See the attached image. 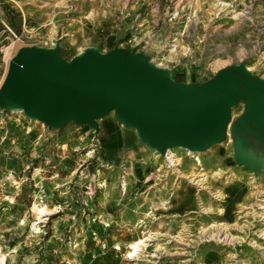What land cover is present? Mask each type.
<instances>
[{
	"label": "rangeland",
	"instance_id": "1",
	"mask_svg": "<svg viewBox=\"0 0 264 264\" xmlns=\"http://www.w3.org/2000/svg\"><path fill=\"white\" fill-rule=\"evenodd\" d=\"M56 42L67 60L88 47L144 53L188 85L240 62L264 78V0H0V84L21 47ZM242 110V102L233 105L231 117ZM97 123L98 131L73 122L54 128L0 106L5 264H264L263 220L254 215L262 211L255 201L264 170L235 162L229 129L197 155L203 189L168 174L165 151L142 142L113 111ZM169 150L187 173L193 158ZM218 189L223 199L212 194ZM34 202L50 213L38 219ZM223 223L240 227L227 230L235 240L209 237ZM146 236L130 259L128 243Z\"/></svg>",
	"mask_w": 264,
	"mask_h": 264
},
{
	"label": "water",
	"instance_id": "2",
	"mask_svg": "<svg viewBox=\"0 0 264 264\" xmlns=\"http://www.w3.org/2000/svg\"><path fill=\"white\" fill-rule=\"evenodd\" d=\"M240 102L243 110L232 118L231 107ZM0 106L54 128L73 122L95 131L97 120L113 111L118 123L159 152H203L224 141L229 127L235 162L264 170V155L251 150L264 148V78L244 62L188 85L144 53L88 47L67 60L59 42L21 47L0 85Z\"/></svg>",
	"mask_w": 264,
	"mask_h": 264
},
{
	"label": "bare ground",
	"instance_id": "3",
	"mask_svg": "<svg viewBox=\"0 0 264 264\" xmlns=\"http://www.w3.org/2000/svg\"><path fill=\"white\" fill-rule=\"evenodd\" d=\"M216 1L218 2L219 0H216ZM222 2H224V1H222ZM215 5L217 6V3H215ZM6 49L9 50L10 49V46L7 47ZM166 58H168V57H166ZM156 65L161 66V63L160 64L157 63ZM245 68L248 71L251 70V68L249 66H247ZM16 111H21V110H16ZM228 129H229V127H228ZM228 129H227V134H228ZM177 148H181V147H177ZM183 149H184V151H186V156H188L189 158H193L192 159V163L187 165L188 166V169H187L188 172L187 173H184L181 170V167H182V157L181 156H178L176 153H174L173 151L169 150V148H167L165 150V155H166L165 164H166V166H168V169H169L168 170L169 171L168 174H175L178 179H184L188 183L193 184L195 186H199L200 188H203L204 189L203 184H204V181L206 180V178H205L206 177V173L202 171L203 169H202L201 160H200L199 156H197V155H199L201 153V151H192V150H189V149H186V148H183ZM223 171L217 170V171L214 172L213 176L215 178H217V179H222L223 178V175H224V172ZM231 176L232 175L226 176L225 177L226 180H230V177ZM13 184H17V182L14 181ZM177 184L178 183H175V185H174L175 188H178V185ZM121 189L123 191L126 190L125 183H122ZM259 192H260V196H258V198H256L255 206L257 207L256 209L262 210V211H260V212L259 211H256L254 215H255V217L256 216L257 217H260L261 220H263V223H262L263 224V227L261 229H259V236L262 237V238H264V190L263 189H260ZM212 194L214 195V197L217 200H220V199H223L224 198V194H223L222 189L215 190ZM198 198L200 199V197H198ZM217 208H218V212L223 213L224 210L221 207H217ZM240 208H241V210L242 209H246V206L243 205V204H241L240 205ZM202 209L203 210H207L208 208H202ZM31 212H34L36 215H38L37 216L38 219H40L43 216H45L48 213H50V211L47 210L46 206H43V205L40 206L36 202H34L32 204V206H31ZM34 226H36V225H34ZM230 227L240 228L237 224H233V225L230 224V225H228L227 223H223L219 227L216 226V231L215 232H210L208 235H209V237H217L218 236L219 238L223 235L222 240H225L226 242H231V241H233V240L236 239V236L227 233V230ZM34 228L36 229V227H34ZM148 240H149V236H146V237H142V238H137V239L129 242L128 243V246H127L129 248V250L127 251V256L130 259L135 258V257H138V255L140 253V249H142V246H144L145 245V242H147ZM251 241H252V239H251ZM252 244H255L256 246L259 245V244H257L256 241H252ZM0 264H5L4 255H2L1 253H0Z\"/></svg>",
	"mask_w": 264,
	"mask_h": 264
},
{
	"label": "flooded vegetation",
	"instance_id": "4",
	"mask_svg": "<svg viewBox=\"0 0 264 264\" xmlns=\"http://www.w3.org/2000/svg\"><path fill=\"white\" fill-rule=\"evenodd\" d=\"M254 153H258V154H261V155H264V148H262V149H251Z\"/></svg>",
	"mask_w": 264,
	"mask_h": 264
},
{
	"label": "built area",
	"instance_id": "5",
	"mask_svg": "<svg viewBox=\"0 0 264 264\" xmlns=\"http://www.w3.org/2000/svg\"><path fill=\"white\" fill-rule=\"evenodd\" d=\"M5 26H6V25H5ZM6 28L9 30V32H10L13 36H15L14 32H13L8 26H6Z\"/></svg>",
	"mask_w": 264,
	"mask_h": 264
},
{
	"label": "trees",
	"instance_id": "6",
	"mask_svg": "<svg viewBox=\"0 0 264 264\" xmlns=\"http://www.w3.org/2000/svg\"><path fill=\"white\" fill-rule=\"evenodd\" d=\"M7 20H8V18H7ZM8 22L10 23V25H11V26H13V27H14V23H13V21H12V20H8Z\"/></svg>",
	"mask_w": 264,
	"mask_h": 264
}]
</instances>
